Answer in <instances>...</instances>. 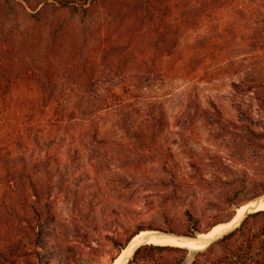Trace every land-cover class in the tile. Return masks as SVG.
I'll return each instance as SVG.
<instances>
[{
	"label": "rangeland",
	"instance_id": "374dc122",
	"mask_svg": "<svg viewBox=\"0 0 264 264\" xmlns=\"http://www.w3.org/2000/svg\"><path fill=\"white\" fill-rule=\"evenodd\" d=\"M189 5L210 9L200 23L189 24L181 17ZM103 22L109 36L151 38L148 49L140 52L148 59L140 63L145 68L158 65L160 54L182 57L192 52L196 41L211 37L220 41L221 54L254 50L253 61L262 64L256 75L264 82V0H107L103 8L90 10L86 17L61 7L59 0H0V70L61 72L72 58L70 53L77 59L88 54L84 38L92 34V27L100 30ZM120 47L106 54H113L107 62L139 67L136 57L124 61L125 51ZM50 60H55L54 66L48 65ZM216 67L217 61L208 58L199 69V80L174 78L171 91L167 84L158 90L168 98L173 154L163 140L158 152L151 151L154 160L138 163L123 146L99 144L102 155L97 173L81 156L62 163L61 174L52 176L49 171L46 197L54 203L53 217L44 226H26L33 236L41 232L36 237L40 264H112L140 229L205 233L231 220L244 204L264 197V85L257 82L251 89L241 75L208 77L206 72ZM233 81H240L239 92L230 89ZM207 100L222 107L224 121L235 119L238 126L220 133L216 112ZM205 108L208 112L201 113ZM182 142L201 151L202 157H190ZM112 148L114 153L121 152V160L103 157ZM216 153L218 157L210 160ZM158 154L168 157L171 168H163L165 159ZM115 160L121 163L113 164ZM130 174H136L134 182L128 179ZM173 190L183 199L173 196ZM258 211H251L236 229L203 247L206 253L145 248L143 244L139 262H132L134 249L121 264H217L216 259L221 264H253L264 255V213ZM22 228L17 216L0 201V247L6 249L20 238L29 241L23 238Z\"/></svg>",
	"mask_w": 264,
	"mask_h": 264
},
{
	"label": "trees",
	"instance_id": "16d2710c",
	"mask_svg": "<svg viewBox=\"0 0 264 264\" xmlns=\"http://www.w3.org/2000/svg\"><path fill=\"white\" fill-rule=\"evenodd\" d=\"M59 2L61 7H68L75 14L86 17L90 10L103 8L107 0ZM207 9L210 8L206 5L185 6L181 17L186 23L198 24ZM105 27L106 22L101 24L100 30L92 27V34L84 38L85 44L89 46L88 54L77 59L70 53L72 58L64 64L61 72L35 68L17 73L0 70V201L2 207L8 208L17 216V225L25 226L22 228L23 238H29V241L20 238L17 244H10L6 249L0 247V264H40L36 244L39 240L36 237L41 232L39 230L33 236L26 230V226L32 229L44 226L45 220L53 217L54 203L48 200L50 197H46V180L51 174H61L59 167L62 163L74 161L81 156L91 165V170L97 173L102 155L98 154L102 147L99 144H107L108 147L123 146L138 163L154 160L156 155L151 151L158 152L163 140L169 143L170 153H174L170 143L172 129L168 98H163L158 92L167 85L170 90L174 78L195 82L200 78L199 69L203 62L214 58L217 67L206 72L208 77L221 79V74L241 75L242 80H246L244 85L251 89L257 82L264 85L263 78L256 75L257 66L262 64L253 61L254 50L242 52L241 55L237 52L221 54L217 48L221 45L220 41L206 37L195 42L191 53L182 57L175 53H163L158 58V65L145 68L141 64L148 59L141 56L140 52L148 49L151 38L142 36L126 39L125 36H109L104 30ZM37 37V33L32 36L34 40ZM118 46L125 51L122 56L124 61H131L132 57H136L135 61L141 63L139 67L115 62L109 64L107 60L113 54H106ZM199 46L203 48L197 50L195 47ZM66 50L67 53L70 51L67 47L65 52ZM47 63L51 67L56 62L50 60ZM250 65L253 67L250 68ZM49 74L53 76L50 79L47 78ZM26 79L30 81L24 82ZM239 85L240 81H233L230 86L232 92H239ZM262 90L264 91V86ZM207 101L216 112L215 120L220 133L230 132L232 125L238 126L239 122L235 119L224 121L222 107L212 100ZM207 109H203L201 113L206 114L209 110ZM129 139L133 141L130 142ZM182 145L188 144L182 142ZM115 150L112 148L111 153L105 152L103 157L121 160V152L114 153ZM186 153L193 159L202 157V152L191 146H187ZM158 156L165 159L164 169L170 167L167 156ZM216 157L217 153L209 159ZM119 160L112 163H121ZM49 171L52 173L49 174ZM136 177V174H130L128 179L134 182ZM173 193V196L183 199L182 194L175 190ZM10 197L12 200L7 204ZM5 203L7 205L3 206ZM259 212L264 213V210ZM45 213L46 218L43 219ZM189 213L193 217L192 212ZM140 231L141 229L138 233ZM196 231L201 232L198 228ZM136 234L137 232L133 237ZM144 247L206 253V248L195 249L174 244L147 243ZM141 250H137L132 262H139L137 255ZM260 257L253 264H264V255ZM216 260L217 264L222 263L221 259ZM173 264L188 263L178 261Z\"/></svg>",
	"mask_w": 264,
	"mask_h": 264
},
{
	"label": "bare ground",
	"instance_id": "6f19581e",
	"mask_svg": "<svg viewBox=\"0 0 264 264\" xmlns=\"http://www.w3.org/2000/svg\"><path fill=\"white\" fill-rule=\"evenodd\" d=\"M264 210V197L260 201L251 202L248 204H244L242 207L238 209L234 217L225 222H220L216 224L211 230L201 233L200 237H212V236H218L223 234L224 230L229 228L230 230L239 224V222L242 221V219L245 217L246 213L251 212L253 210ZM240 220V221H239ZM237 222V223H236ZM236 223V224H234ZM234 224V225H233ZM228 229V231H229ZM224 231V232H223ZM144 242L148 243H155V244H174V245H185L190 248L195 249H201L208 245L207 241L204 240H198V239H187V238H181L178 236L173 235H156L155 231H141L137 233L131 241H129V244L122 250V254L120 256H117L112 264H121L126 260L129 253L133 251L135 248H137L140 244H143Z\"/></svg>",
	"mask_w": 264,
	"mask_h": 264
},
{
	"label": "water",
	"instance_id": "95a60500",
	"mask_svg": "<svg viewBox=\"0 0 264 264\" xmlns=\"http://www.w3.org/2000/svg\"><path fill=\"white\" fill-rule=\"evenodd\" d=\"M262 198L258 199V201H260ZM250 214V212L246 213L245 217L242 219V221L236 225L235 227H233L231 230L227 231L226 233L222 234V235H218V236H212V237H205V238H201L200 237V234H193V233H188V234H177V233H171V232H168L164 229H152L153 231L156 232V235H173V236H178V237H181V238H187V239H190V240H194V239H200V240H204V241H207L208 245H211L214 241L218 240L219 238L223 237L225 234L233 231L234 229H236L243 221L244 219ZM141 232V231H140ZM148 242H144L143 244H147ZM143 244H140L137 248H135L133 254L140 248V246H142ZM122 254V251L121 253ZM120 254L118 256H120ZM132 254V255H133ZM131 255V256H132ZM131 258V257H130ZM129 258V259H130ZM128 259V260H129ZM127 260V261H128Z\"/></svg>",
	"mask_w": 264,
	"mask_h": 264
}]
</instances>
